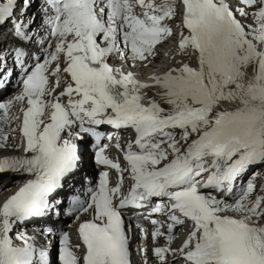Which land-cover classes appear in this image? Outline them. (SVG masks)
Returning <instances> with one entry per match:
<instances>
[{
	"label": "snow or ice",
	"instance_id": "1",
	"mask_svg": "<svg viewBox=\"0 0 264 264\" xmlns=\"http://www.w3.org/2000/svg\"><path fill=\"white\" fill-rule=\"evenodd\" d=\"M44 3L45 13L51 10L49 28L47 38L37 41L35 15L24 19L31 0H23L19 16L17 0H0V25L11 21L18 42L0 53V72L8 55L23 70L21 91L0 102V123L19 121L11 132L0 131V150L12 147L22 154L0 158V174L29 177L0 203V264H52L36 235L13 232L35 218L63 214L75 216L84 253L78 255L80 244L73 246L61 231L57 264H132L125 209H147L145 219L167 218L166 232L160 220L151 219L153 242L166 240L152 249L156 264H175V258L183 264H264V194L254 195L255 174L236 186L249 168L264 164V0H237L235 9L228 0ZM237 13L252 23H242ZM177 15V51L195 57L194 65L181 61L153 74L151 83L110 65V59L150 64L157 46L174 35L170 21ZM32 42L41 45L42 57L29 71L24 48ZM11 74L0 76V86ZM62 75L66 87L54 95ZM152 87L160 89L156 95L168 108L155 98L145 100L142 90ZM16 103L22 119L12 114ZM101 126L130 128L135 139L122 147L118 132ZM17 131L20 143L9 145ZM104 140H115L123 166L106 154ZM90 160L105 170L87 199L75 197L65 209L59 198L64 182ZM110 170L117 174L114 183ZM126 178L131 183L125 192ZM82 214L90 218L82 220ZM51 224L40 230L49 244L56 220ZM185 224L190 231L173 248L174 230ZM141 251L149 264L148 249Z\"/></svg>",
	"mask_w": 264,
	"mask_h": 264
},
{
	"label": "bare ground",
	"instance_id": "2",
	"mask_svg": "<svg viewBox=\"0 0 264 264\" xmlns=\"http://www.w3.org/2000/svg\"><path fill=\"white\" fill-rule=\"evenodd\" d=\"M229 3H232V2L229 1ZM233 3H232L233 8H235L237 6V0H235V4H233ZM236 15H237V18L240 19L242 23L249 24L246 21V20H248L249 17L248 18L241 17L238 13ZM170 24H171V27L173 29V33L174 34L175 33L178 34L179 31H181L180 26L175 27L176 22L170 21ZM39 29H40V33L37 36L38 40L47 38L48 27L45 26V25L43 26L42 23H40ZM185 32H186V30H185ZM177 42L178 41H176L175 47H174V49L172 51V54L170 55L169 59L166 61V68L165 69H163L161 72H158L155 69H151L150 68V64L151 63L150 64H145V65H141V66H139L140 73H135V72L132 71L136 75L137 79H139L141 81H144V82H147V83H151L150 77L153 74H155L157 72H158V74H161V73H163L164 71H166L170 67H179L181 61L185 62V63H191V64L194 65L196 63L195 57H188V56L181 55L177 51V47H178ZM37 51L38 52L42 51V47H41L40 44L37 45ZM110 60L111 61L114 60V62H113L114 63V68L121 67V63L119 62L120 61L119 59H110ZM127 63L130 64L131 67H133L131 61H129ZM122 68H123V71H125V72L130 71L129 69L124 68L123 66H122ZM60 81H61L60 82L61 85H63V83L65 84V78H62ZM142 91L145 93V100H147L148 98H155L161 103L162 107H164V108H168L169 107V105H167L164 101L160 100L159 96L156 95V93H158L160 91L159 88L152 87L150 89H144ZM58 92L59 91H56V93H54V95L57 94ZM66 99H67L66 97L63 98V100H65V101H66ZM224 107L232 108V107H235V105L225 104ZM14 115H18V113L16 112V113H14ZM18 125H19V121L18 120H14V121L10 122L9 124L0 123V131L11 132V129L18 128ZM175 131H176V134H177V138H179L180 130L176 129ZM8 143H9V145L20 143L19 132L18 131L11 133ZM20 154H22V149L17 150V149H14L12 147H9L7 150H0V158H2L4 156L20 155ZM259 166H260L261 169H264V164H261ZM94 173H95L94 165H93L92 161L90 160L88 162L87 166L83 167V170H78L76 172L75 176L72 177L70 179V181L66 182L65 188L67 189V191H70L72 189L73 183L74 184L84 183L86 181V178H92ZM27 178H28V176H26V175H22L21 176L20 174H18V175L17 174H12V173L0 174V200H4L8 196H10L12 194V192H10V190H12V189L16 190L20 186L22 181L24 179H27ZM259 179L260 178H257L255 181H258ZM263 183H264V176H263ZM255 194H264V192H260V193L256 192V193H254V195ZM179 246L180 245H178L176 248H178ZM151 259H153L154 262H156L154 256L153 257L151 256Z\"/></svg>",
	"mask_w": 264,
	"mask_h": 264
},
{
	"label": "rangeland",
	"instance_id": "3",
	"mask_svg": "<svg viewBox=\"0 0 264 264\" xmlns=\"http://www.w3.org/2000/svg\"><path fill=\"white\" fill-rule=\"evenodd\" d=\"M252 21V19L250 20V22ZM18 175V174H17ZM22 176V175H21Z\"/></svg>",
	"mask_w": 264,
	"mask_h": 264
}]
</instances>
